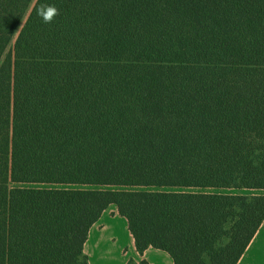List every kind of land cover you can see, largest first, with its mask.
Masks as SVG:
<instances>
[{"label": "rangeland", "instance_id": "374dc122", "mask_svg": "<svg viewBox=\"0 0 264 264\" xmlns=\"http://www.w3.org/2000/svg\"><path fill=\"white\" fill-rule=\"evenodd\" d=\"M52 5H56L60 13L51 23L42 21L39 32L92 33L102 30L136 35L148 28L147 19L143 13L137 11L136 5L132 4L131 0H54ZM162 30L164 35L262 37L264 36V0H164ZM18 31L9 49L14 46ZM84 49L90 48L67 50L60 47H34L32 49L30 115L104 117L106 110L112 109V117L141 119L142 75L147 64V50L124 49L117 53H105ZM179 55L181 54L177 56ZM174 57L164 54L162 60L164 87L161 97V118L199 121L213 120L223 115L222 107L227 100L220 98L216 93L215 99L208 98L210 93L207 89L214 84L216 76L221 74L218 68L226 69L228 73L225 74H230L231 66L221 64V60L229 58L185 54L183 58H178L182 66L175 70ZM100 60H104L105 64L98 68L97 64ZM231 61L232 65L236 66L238 83H241L246 90L250 91L257 84H264V57L246 54L237 59L232 58ZM101 77H103L102 82L99 80ZM224 87L225 83L219 84L217 90H223ZM249 94L251 95L250 92ZM251 98L252 96L248 99V106L256 105V100ZM231 102L235 100L228 99L227 103L231 104ZM259 106L263 114L258 118L263 119L264 100H260ZM250 109L255 110L254 107ZM215 113L216 115H213ZM111 114H106L105 117ZM252 119L249 115V120ZM120 139L118 142L113 141L114 144L111 145L109 141L97 143L94 137H31L28 178L21 183L11 182L9 186L26 188L27 196L33 199H70L86 197L85 194L67 189L69 188L67 185L75 188L81 181L135 183L137 179L126 177L133 175L131 171L133 168L138 174L135 163H131L133 164L131 169L130 167L125 169L123 166L125 162L130 164L129 161L138 160V145L124 138ZM261 141L249 148V173L251 176L256 175L253 178L249 176V179L245 180L249 185H259L264 182V168L261 169L259 165L254 164L253 160L254 154L258 152L256 149L262 148L263 150L259 151L264 152L262 145L264 141ZM194 149L196 148H193L191 143L166 144L165 157L162 159L167 165L164 176L173 166L169 158L177 156L191 159L188 152ZM182 151L186 153L182 154ZM160 181L166 183L178 180ZM235 181L240 180H233V183H236ZM104 197L110 198L106 195ZM113 197L136 199L138 196L135 194L129 196L126 192H120ZM163 198L177 199L176 196ZM226 200L229 201L227 204L236 205L256 203L253 202L255 200L245 197L231 196ZM244 223L246 221L231 222V245L233 241L235 243L237 241L238 249L247 241L253 228V225ZM86 224L85 221L71 218L43 216L28 218L25 264H85L80 246ZM128 264H131L130 260Z\"/></svg>", "mask_w": 264, "mask_h": 264}, {"label": "trees", "instance_id": "16d2710c", "mask_svg": "<svg viewBox=\"0 0 264 264\" xmlns=\"http://www.w3.org/2000/svg\"><path fill=\"white\" fill-rule=\"evenodd\" d=\"M32 1L0 0V264H25L28 218H95L109 205L105 199H33L27 196L26 188L10 187L11 182L28 178L31 137L140 139L145 185L159 182L161 139L264 140V125L160 121L163 52L264 55V40L162 36V0H148L147 35L39 32L42 19L37 9L54 0H35L27 14ZM17 31L14 46L9 49ZM34 47L146 49L144 120L30 115V58ZM117 206L133 228L134 221L140 222V252L149 246L163 249L174 264H233L231 222L264 219V204L170 202L154 191L142 192L139 200L120 199ZM140 264L152 263L143 258Z\"/></svg>", "mask_w": 264, "mask_h": 264}, {"label": "crops", "instance_id": "0c3cea01", "mask_svg": "<svg viewBox=\"0 0 264 264\" xmlns=\"http://www.w3.org/2000/svg\"><path fill=\"white\" fill-rule=\"evenodd\" d=\"M131 0L132 4L136 5L137 11L143 13V16L147 19L148 14V0ZM53 4V3H52ZM139 7V9H138ZM97 8H95V11ZM135 11V8H134ZM163 14H164V0H162V26H163ZM147 28L144 32L136 35H147ZM65 33V32H63ZM67 33H86L80 32H67ZM94 34L101 35H129L128 33H121L117 31H93ZM162 36H180V37H199V35H164L162 30ZM214 38H230V39H252V40H264V36H248V35H235V36H218ZM70 48H67V50ZM90 51H98L117 53V49H103V48H90L84 49ZM131 50V49H128ZM140 50V49H139ZM164 54L174 55L175 59V70L179 69L181 60L185 54H203L209 56L228 57L229 59L221 60V64H229L231 66V72L228 70L218 68L221 74L216 76V81L207 90L209 91L208 98L215 99L216 95L220 98L227 100L224 102L222 107L223 115L216 117L213 120H164L161 118L162 106L161 97L163 94V56ZM178 54L179 57L177 56ZM246 54H233V53H203V52H163L161 59V85H160V121L163 122H188V123H207V124H226V125H237L247 126L248 124L264 125V118L260 119L263 112L259 106L260 100H264V84H257L252 90H246L241 83H238L236 76V66L232 65V58L237 59L240 56ZM233 56V57H231ZM261 56L264 55H254ZM226 60L229 62L227 63ZM105 61L100 60L97 67L104 66ZM31 66V64H30ZM146 66L144 67L142 75V107L140 111L141 119L131 120H144L145 118V76ZM234 67V69H232ZM235 74H234V73ZM31 74V71H30ZM225 74V75H224ZM234 74V75H233ZM105 77V75L103 76ZM103 77L99 80L102 82ZM221 80V81H220ZM225 83V89L217 90L219 84ZM227 83V85H226ZM217 90V91H216ZM216 91V92H215ZM251 93V95L249 94ZM30 95H31V82H30ZM252 96V100H256L254 106H248V99ZM229 100H235L228 104ZM255 110L251 111L250 108ZM30 108V102H29ZM30 111V110H29ZM112 109L106 110L104 117H85V116H65V117H84V118H97L107 120H119L121 118L112 117ZM106 114H111L109 117H105ZM219 114V113H217ZM213 115H216L213 114ZM249 115L254 119L249 120ZM128 119V118H127ZM97 143H103V141H109L108 143L113 145V141H120V138H104L94 137ZM128 142H136L139 148L138 160L125 162V169L135 163L137 173L134 168L131 170L133 175H127V178H135V183L124 182H104V181H81L78 186L72 188L67 185V189L72 192L79 194H85L86 197L81 198H70L68 200H103L105 195L110 197L105 199L109 201L108 207L102 212V214L95 218L88 217H71V219H77L85 221L87 224L83 230L84 234L81 240V253L84 256L85 264H128L129 260L131 264H140L141 259H146L152 264H174L172 256L165 250L149 246L143 253L139 250V221H134V228L131 225V221L122 216L118 211L117 202L120 199H114V195L120 192H126L129 194H135L138 197L136 199L127 198L126 200H139L140 195L144 191H154L163 197H177V199H164L166 201L174 202H193V203H220L227 204V198L234 197H245L251 198L256 202L253 204H264V182L259 185H249L246 179H249V148L255 144L262 142L261 140H242V139H161L159 141V157H158V184L156 185H145L142 182L143 178V143L140 140L126 139ZM264 141V140H263ZM125 142V140H122ZM171 142L177 143H191L193 148H196L188 152L191 155L189 158L171 157L170 162H173L172 168H169L164 176V172L167 169L166 163L162 160L164 155V147L166 144ZM264 145V143L262 144ZM263 150L256 149L258 151L253 156L254 164L264 168V152ZM182 151V154H185ZM170 157V155H169ZM190 163H187V162ZM133 163V164H131ZM180 163H183L180 165ZM129 164V165H128ZM191 164V166H189ZM128 165V166H126ZM29 172V162H28ZM264 173V169H263ZM91 177V176H90ZM256 177L252 174L251 178ZM102 177H98L101 179ZM104 179V178H102ZM178 180L173 182H161L160 180ZM181 179L182 181H180ZM192 180V181H189ZM233 180H240L239 182L233 183ZM21 183V182H15ZM74 185V184H71ZM106 193H111L110 195ZM252 204V203H249ZM245 222V221H244ZM247 225H253L250 235L247 241L241 245L238 249L237 241L232 242V255L234 259L233 264H264V219L260 222L246 221ZM81 227V226H80ZM235 240V239H234Z\"/></svg>", "mask_w": 264, "mask_h": 264}, {"label": "clouds", "instance_id": "9594fccd", "mask_svg": "<svg viewBox=\"0 0 264 264\" xmlns=\"http://www.w3.org/2000/svg\"><path fill=\"white\" fill-rule=\"evenodd\" d=\"M59 13L60 9L52 4H41L37 9V14L44 23H51Z\"/></svg>", "mask_w": 264, "mask_h": 264}]
</instances>
